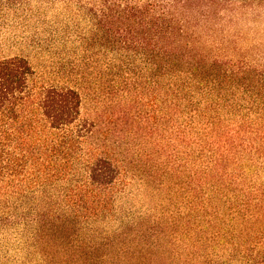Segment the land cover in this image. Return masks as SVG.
<instances>
[{"label":"trees","instance_id":"trees-1","mask_svg":"<svg viewBox=\"0 0 264 264\" xmlns=\"http://www.w3.org/2000/svg\"><path fill=\"white\" fill-rule=\"evenodd\" d=\"M110 8L97 31L135 77L110 81L106 124L76 87L0 58V234L21 264L264 263V70L229 55L264 0ZM133 185L163 200L136 212Z\"/></svg>","mask_w":264,"mask_h":264},{"label":"rangeland","instance_id":"rangeland-1","mask_svg":"<svg viewBox=\"0 0 264 264\" xmlns=\"http://www.w3.org/2000/svg\"><path fill=\"white\" fill-rule=\"evenodd\" d=\"M119 1L0 0V58L26 57L44 84L76 87L84 98L86 113L96 116L98 110L100 121L106 124L112 111L110 99L104 98L110 81L120 85L124 78L135 77L126 74L129 60L123 51L104 39V28L97 31V23L102 19L108 22L110 7ZM237 18L229 29L235 47L230 48V58L254 65L260 72L264 70V9ZM115 21L117 29L121 22ZM109 65L113 70L107 69ZM121 95L128 107L130 94ZM115 110L123 116L119 107ZM132 192L134 210L139 213L151 211L163 200L161 196L144 195L137 185ZM21 261L19 236L14 232L0 234V264Z\"/></svg>","mask_w":264,"mask_h":264}]
</instances>
